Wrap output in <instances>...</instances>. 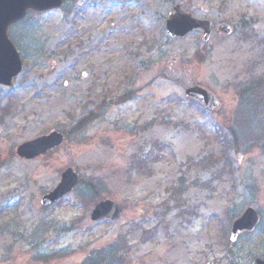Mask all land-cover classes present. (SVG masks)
I'll use <instances>...</instances> for the list:
<instances>
[{
    "label": "rangeland",
    "instance_id": "rangeland-1",
    "mask_svg": "<svg viewBox=\"0 0 264 264\" xmlns=\"http://www.w3.org/2000/svg\"><path fill=\"white\" fill-rule=\"evenodd\" d=\"M175 5L213 23L208 42L199 30L167 36ZM220 23L230 35L216 32ZM8 36L23 70L0 87V264H94L88 255L113 244L118 264L262 256L264 97L242 102L240 92L259 81L264 93V0H65L29 13ZM194 86L218 108L188 100ZM52 131L64 136L57 148L34 160L16 155ZM68 167L93 194L79 183L41 205ZM104 199L121 216L94 223ZM247 207L261 221L231 242Z\"/></svg>",
    "mask_w": 264,
    "mask_h": 264
},
{
    "label": "water",
    "instance_id": "water-1",
    "mask_svg": "<svg viewBox=\"0 0 264 264\" xmlns=\"http://www.w3.org/2000/svg\"><path fill=\"white\" fill-rule=\"evenodd\" d=\"M63 0H0V85L11 87L13 79L22 71V61L19 53L7 35L8 28L20 21L28 11L45 12L60 8ZM165 22L166 33L171 38L184 37L189 32L200 29L203 31L201 40L207 41L213 31V26L207 20L194 18L185 13L178 5L173 8ZM223 34H230L231 28L225 24L218 27ZM185 97L198 103L206 110H215L219 103L213 94L207 90L194 86L185 90ZM64 142V136L57 131L39 136L33 140L23 142L16 147V154L24 160L38 158L57 148ZM79 176L70 167L60 175L59 183L40 200L42 205H51L64 195L71 192L78 184ZM121 215V208L111 200H103L95 204L90 219L93 222L108 219L114 220ZM259 215L253 208H246L231 225L230 241H235L243 232H252L259 223ZM254 264H264L262 258L256 259Z\"/></svg>",
    "mask_w": 264,
    "mask_h": 264
},
{
    "label": "trees",
    "instance_id": "trees-1",
    "mask_svg": "<svg viewBox=\"0 0 264 264\" xmlns=\"http://www.w3.org/2000/svg\"><path fill=\"white\" fill-rule=\"evenodd\" d=\"M257 86V87H256ZM261 84L259 81H257L254 84H251L249 86H246L245 88L241 89L240 92V97H241V101H249L250 103L254 102V99H262L264 97V93L261 92ZM253 101V102H252ZM254 112V111H253ZM261 121H259V125L257 126L260 130L259 132L262 134V132H264V119H260ZM253 120L249 121L251 124ZM80 183H83V180L80 181ZM86 188V192L89 195H92L93 192L95 191V187L92 184H85L83 183ZM117 250H116V245H111L109 247H107L104 250H100V251H95L94 253H92V255H88L86 260H92L94 262V264H97L98 262H105V264H118L119 260L116 257L117 256ZM86 263V261L84 262V264Z\"/></svg>",
    "mask_w": 264,
    "mask_h": 264
}]
</instances>
